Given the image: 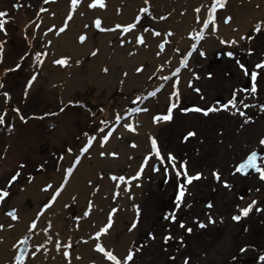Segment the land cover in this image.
I'll use <instances>...</instances> for the list:
<instances>
[{
	"label": "rangeland",
	"instance_id": "374dc122",
	"mask_svg": "<svg viewBox=\"0 0 264 264\" xmlns=\"http://www.w3.org/2000/svg\"><path fill=\"white\" fill-rule=\"evenodd\" d=\"M57 1L0 0V11L6 12L0 18L4 21L0 29V114L4 119L0 124V190L8 193L0 199V210L6 212L14 206L22 198L24 187L35 178L58 174L63 158L70 153L68 150H75L87 137L98 133L106 122V111L114 113L121 104L142 109L156 100L160 114L155 117L158 126L151 139L157 141L164 162L154 153L150 155L149 147L140 182L136 178L125 180L112 200L98 208H93L91 198L79 210L71 201L63 229L69 230L79 217L78 224L85 231L81 237L68 241V249L73 252L82 245V255L90 256L91 264H114L95 248L97 242L117 255L121 264L128 250L133 252L128 264H264L261 259L264 257V179L254 169L236 171V166L252 151L258 153V165L264 168V145L259 144L264 138V111L260 109L264 105V65L255 67L264 60V20L250 25L245 38L236 45L214 43L212 22L195 43L192 36L189 44L181 40L190 36L194 28L182 36L169 32L167 45L173 44L172 51L178 54L174 64L184 61L185 56L187 60L163 84L160 81L170 63L167 59L160 60L159 53L152 71L145 73L144 67L134 73L144 76L129 89L115 83L109 91L100 90L98 83L87 81L85 72V84L72 95H65L59 84L28 85L29 79L40 71L36 58L37 35L43 33L41 41L47 46L50 43L47 33L55 30L51 27L48 32H41L43 13ZM217 2L223 6L213 14L215 26L224 19L222 12L228 0ZM17 4L20 7H14ZM189 9L183 8L180 15L185 16ZM167 17H175L174 9L167 12ZM257 24L261 25L258 31ZM150 31L141 35L143 43H137L134 37L132 41H121L120 45L131 44L137 51L148 50L150 37L157 39L149 36ZM118 41L112 39L111 47L119 45ZM189 48L190 55L182 54ZM97 50L86 56L87 62ZM228 52L233 55L228 56ZM127 71L123 78L127 77ZM253 71L257 74L255 80L251 77ZM253 84L255 93L251 92ZM149 92L155 94L148 96ZM173 92H178V101ZM138 96L141 99L136 100ZM229 100H234L235 107L231 104L221 107ZM69 101L79 103L69 104ZM172 104L176 107L172 108L170 119L164 120ZM196 108L218 110L205 115ZM237 109L245 115L241 116ZM140 112L150 115L149 110ZM190 131L194 135L185 139ZM169 153L175 157V168L168 162ZM177 171L180 176L176 175ZM185 171L193 177L191 181L187 180ZM13 175L17 178L9 184ZM181 187L183 195L177 202ZM249 204V212L242 214L241 209ZM113 208L117 211L112 213L111 227L97 239L94 233L107 222ZM85 211L89 212L88 216H84ZM236 215H241L239 221L233 219ZM201 223L204 227H200ZM68 260L72 262V258Z\"/></svg>",
	"mask_w": 264,
	"mask_h": 264
},
{
	"label": "bare ground",
	"instance_id": "6f19581e",
	"mask_svg": "<svg viewBox=\"0 0 264 264\" xmlns=\"http://www.w3.org/2000/svg\"><path fill=\"white\" fill-rule=\"evenodd\" d=\"M91 2L92 0H80V3L73 8L71 0H59L43 13L41 32L51 27L55 30L51 34L47 33L46 37L50 41L47 46H43L41 41L44 37L43 33L37 35L36 54L42 53V55L37 61L40 71L31 86L42 82L59 84L65 95H72L85 84L87 79L88 82L98 83L100 90L109 91L115 83H121L123 88L129 89L144 76L143 73L134 74L137 68L145 67L144 71L148 73L159 59H167L170 64L162 75L160 82L163 84L178 73L177 68L180 70L183 66L181 62L174 64L178 54L175 55L172 51L173 44L171 47L167 45L168 33L174 31L182 36L191 28L197 29V32L203 31L202 20L207 18L208 10L212 7V0H148L147 4L144 0H104L103 8L98 5L88 7ZM216 3L219 5L217 0ZM144 7L149 9L148 13L141 11ZM189 7L188 14L181 16L183 8ZM173 9L175 17L166 18L167 12ZM197 9L199 11H196ZM216 9L221 7L218 6ZM69 13H71L70 17ZM223 13L224 19L220 25L215 26L212 41L217 44L222 40L235 41L225 44L236 45L243 40L241 37L245 36V30L250 25L264 20V0H228ZM136 17L139 19L137 20ZM97 18L102 22L101 28L105 30L95 27L94 21ZM128 23L135 24V27L128 31L129 33H123V27L116 28V25L123 26ZM147 30H151V33L153 31L160 33L156 37L149 32V36L157 39L150 37L148 50L138 48L137 51L131 44L120 45L121 41H132V38L146 34ZM81 34L86 36L83 42L79 40ZM190 37L181 40L189 44ZM112 39L119 40V45L114 44L111 47ZM191 40L194 43L196 41ZM158 41L159 44L164 42L163 50L159 44L153 43ZM95 48L99 49L98 53L87 62L86 56ZM190 50L191 48L182 54H187ZM158 55H160L159 59H157ZM61 58L67 60L65 65L54 62ZM125 71L128 75L123 78ZM85 72L88 73L86 79L83 76ZM155 102L142 105V109L149 110V116L140 111H131L137 108L136 106L127 107L124 104H121L114 113L110 110L106 111L104 118L107 123H103L101 127L103 132L98 131L90 136L95 139L88 151L81 154L80 150L90 137L63 158L58 174L35 178L24 187L25 191L21 192L23 199L20 198L6 212L0 210V225H3L0 227V264H15L18 254L23 255V264H91L90 256L82 255V245L73 252L68 249V241L72 237H81L85 231L84 226L78 224L79 217L71 223L69 230L63 229V219L68 213V205L72 201L79 210L91 198L93 208H98L103 202L112 200L125 180L132 181L136 178L138 182L141 181L135 173L144 171L147 162L144 158L148 157L147 150L151 147V135L158 126L154 117L160 114V105ZM116 115L121 116L119 124L115 121ZM152 119L154 120L151 121ZM125 123H131L134 130L123 127ZM109 132L111 135L108 141L101 143L102 135ZM101 152L105 154L101 156ZM110 153L117 155L113 156ZM77 156H80L78 162L75 159ZM73 165H75L73 171L70 174L66 173V170ZM141 165H143L142 170ZM112 176H124L125 180L113 181ZM60 184H64L63 189L55 201L49 204L52 194ZM46 185L49 187L46 188ZM30 189L33 192H29ZM45 204L49 206L45 208ZM13 209L17 219H12L8 215ZM33 220L36 221L35 228L32 227ZM20 240H24V243H18ZM41 245L43 247H40ZM65 250L68 251V256L63 255ZM33 252L36 253L35 256L31 255ZM68 257L72 258V262Z\"/></svg>",
	"mask_w": 264,
	"mask_h": 264
},
{
	"label": "snow or ice",
	"instance_id": "6c2138e0",
	"mask_svg": "<svg viewBox=\"0 0 264 264\" xmlns=\"http://www.w3.org/2000/svg\"><path fill=\"white\" fill-rule=\"evenodd\" d=\"M79 3H80V0H71V4H72L73 8H75ZM144 3L147 4V3H148V0H144ZM97 5H98L99 7H101V8H103V7L105 6V5H104V0H92L91 4H89L88 7H95V6H97ZM218 6H219V7H222L223 5H222V4H219V5H218V4L216 3V0H212V7L208 10V12H209L208 16H207V18H205V19L202 20V28H203V29H207V28H209L210 22H212V30H213V31L215 30V25H214V15H213V14H214V12H215V10H216V8H217ZM14 7H20V5L17 4V5H14ZM141 11L144 12V13H148V12H149V9H148L147 7H144V8L141 9ZM196 11H199V9H197ZM5 16H6V12H4V11H0V18L5 17ZM70 16H71V13H69V17H70ZM136 19L138 20L139 17H136ZM225 22H227V21H225ZM101 23H102V22H101V20H100L99 18H97V19L94 21L95 27H96L97 29L105 30V29H102V28H101ZM3 24H4V21H3L2 19H0V29H3ZM85 27H87V25H86ZM121 27H123V33H127L130 29H133V28L135 27V24H134V23H128V24L123 25V26H121V25H116V28H121ZM260 27H261V25H260V24H257V25H256V30H257V31L260 30ZM60 30L63 31V29H60ZM123 33H121V34H123ZM169 34H170V33H169ZM152 35H154V36H158V35H160V33H159V32H156V31H153V32H152ZM189 35L192 36L193 39H195V40H200V39L202 38V36H203V31L201 30L200 32H196V30H193V32H190ZM85 39H86V36H85V35L81 34V35L79 36V40H80L81 42H83ZM241 39H244V37H241ZM136 42H137V43H143V42H144V41H143V37H142V36H137V37H136ZM122 43H123V41H122ZM221 43H235V41H223V40H222ZM159 47L161 48V50H163V48H164V42H161V43L159 44ZM192 47H193V49H194V48L196 47V45L193 44ZM249 51H251V49H250ZM93 54H94V53H93ZM41 55H42V53H37V54H36V58L39 60V58L41 57ZM189 55H190V53H189ZM201 55H202V56L204 55V52H203V51H201ZM227 55L231 57V56L233 55V53H232V52H228ZM21 59H23V58H21ZM186 60H187V56L184 57V61H186ZM184 61H181V63H184ZM54 62L57 63V64H60V65H65V64L67 63V60H66L65 58H61V59L56 60V61H54ZM77 63H79V61H77ZM237 63L239 64V66L241 67V69H244V65H243V64H240L239 61H237ZM262 65H264V60H262L259 64L255 65V67H256V68H260ZM16 67H19V65H16ZM136 70H137V71H140L139 68H137ZM104 71H107V69H104ZM176 71L178 72V71H179V68H177ZM256 75H257V74H256L255 71H253V72L251 73V77H252L253 80L256 79ZM34 79H35V74L33 75V77H32L31 79H29V81H28V85H29V86L32 84V82H33ZM197 91H199V89H197ZM255 91H256V86H255V84H253V85H252V88H251V92H252V93H255ZM154 94H155L154 92H149L147 95H148V96H153ZM4 95H5V97H7V96H8V93H4ZM172 95L175 96V97H177V101H178V92H173ZM135 99H136V100H139V99H141V98L138 96V97H136ZM68 103H69V104L79 103V101H69ZM133 103H135V101H133ZM229 104H231V105H233V107H235L234 100H229L227 104H223V105H221V107H223V108H227ZM174 107H176V104H172L171 107H169V109H168V113H169V115H164V116H163V119H164V120H169V119H170V113H171V111H172V108H174ZM244 107L247 108L248 105L245 104ZM260 109H261V111H264V105H261V106H260ZM143 110H144V109H140V108H133V109H131V111H133V112H138V111H143ZM186 110H187V109H185V111H186ZM195 110H196V111H202L205 115H207L209 112L214 111V110H218V109H213V108L199 109V108H196ZM17 111H18V110H17ZM237 112H239V114H240L241 116L245 115V113L240 112L239 109H237ZM126 114H127V113H125V115H126ZM21 119L23 120L24 117H21ZM154 119H156V118L154 117ZM120 120H121V116H120V115H116V116H115V121H116L117 124H119ZM247 120L250 121V120H251V117H248ZM246 122H247V121H246ZM3 123H4L3 115L0 114V124H3ZM104 123H107V122H104ZM9 127H11V125H9ZM123 127L127 128V129L134 130V129H133V125H132L131 123H125V124L123 125ZM99 131L103 132V129H100ZM110 135H111V132H109L108 134L102 135L101 143L108 141ZM193 135H194V132H191V131H190V132L187 133L185 139H187V137H190V136H193ZM93 139H95V137H90V138H88L87 143H85L84 146H83V147L81 148V150H80V151H81V154H83L84 152L88 151L90 145L92 144ZM259 144H260V145H264V138H261V139L259 140ZM68 151L71 152L72 150L69 149ZM152 153L155 154L156 158L159 159L161 163L164 162V159H163V157H161L160 152H159V150H158V147H157V141H156L154 138L151 139V152H150L149 154L151 155ZM104 154H105L104 152H101V153H100L101 156H103ZM110 155L115 156V155H117V154H116V153H110ZM257 158H258V153H257L256 151H252L251 153H249V154L247 155V157H246L241 163H239V164L236 166V171H237V172H240V173H244V172H246L248 169H254V170H256V171L260 174V177H261L262 179H264V168H261V167L258 165ZM75 159H76V161L78 162L79 159H80V156H77ZM144 159H145V161H147L148 157L146 156ZM167 159H168V162L172 164L173 168H175V163H174V161H175V157H173V156L171 155V153H169ZM74 167H75V165H73L72 167H69V168L66 170V173L70 174V173L73 171ZM183 167H184V165H183V163H182V164H181V168H183ZM140 168H141V170H142V169H143V165H141ZM165 171H167V169H165ZM17 175H18V173H17ZM17 175H13V176L11 177V179L8 181V183L11 184L13 181H15L16 178H17ZM140 175H141V171H137V172L135 173V176H136V177H139ZM176 175H177V176H180L181 173H180L179 171H177V172H176ZM185 175L187 176L186 171H185ZM213 175L216 176L217 179H219V175H218L217 173H213ZM199 176H200V174L197 173V178H198ZM65 179H67V176H65ZM111 179H112L113 181H116V180L124 181V180H125V177H124V176H119V177H117V176H112ZM192 179H193V177H191V176H187V180H188V181H191ZM225 185L228 186V185H227V182H225ZM45 187L47 188V187H49V186L46 185ZM63 187H64V184H60L59 187L56 188L55 192H54V193L52 194V196H51V200L49 201V204H50L52 201H55L56 197L59 195V193H60V191L63 189ZM183 191H184V190H183V187H181V188H180V191H179V192L177 193V195H176V200H177V202H179V201L181 200V197H182V195H183ZM7 195H8V193H7L6 191L0 190V199H2L3 197H5V196H7ZM253 203H255V202L253 201ZM48 206H49L48 204H45V205H44L45 208H47ZM89 207H90V206H89ZM177 207H179V203L177 204ZM209 207H211V205H209ZM250 208H251V204H249L248 206L242 208V209H241V213L244 214V215H246V214L249 212ZM116 211H117V209H116V208H113V209L111 210V213H109V215H108V217H107V222H106L102 227L99 228V231H97V232L94 233V235H95V237H96L97 239H99L100 236H101V234H102V233H106V232L108 231V229L111 227V225H112V223H113V221H112V213H115ZM8 215H9L12 219H17L16 214H15V209H13L12 211H10V212L8 213ZM88 215H89V212H88V211H85V212H84V216H88ZM173 219H174V217H173ZM233 219L239 221V220L241 219V215H236V216L233 217ZM209 220H210V222H211V217H209ZM31 223H32V227L35 228V226H36V221L33 220ZM9 226H10V225H9ZM181 226H183V224H181ZM0 227H3V225H0ZM132 227L134 228V227H135V224H133ZM200 227H204V224L201 223V224H200ZM45 231H46V230H45ZM187 231L190 232L191 229H187ZM149 236H152V234L149 233ZM165 239H168V237H165ZM18 243L23 244V243H24V240H20V241H18ZM40 247H43V246L41 245ZM95 248H96L100 253H103V254H104V257H106L107 260L114 262V264H121V260L118 259L117 255H114L113 252H112L111 250H106V248H105L104 246H102L101 243H99V242L95 243ZM37 251H39V248L37 249ZM35 254H36L35 252L31 253V255H33V256H35ZM63 255H64V256H68V255H69L68 251L65 250V251L63 252ZM132 257H133V252H132V250H128L127 255H126V256L124 257V259H123V264H128V262L132 259ZM261 259L264 260V257H261ZM23 261H24V257H23V255H22V254H18V255L16 256L15 264H23Z\"/></svg>",
	"mask_w": 264,
	"mask_h": 264
},
{
	"label": "flooded vegetation",
	"instance_id": "af4514ba",
	"mask_svg": "<svg viewBox=\"0 0 264 264\" xmlns=\"http://www.w3.org/2000/svg\"><path fill=\"white\" fill-rule=\"evenodd\" d=\"M264 229V225H263V228H262V230ZM263 240H264V238H263Z\"/></svg>",
	"mask_w": 264,
	"mask_h": 264
}]
</instances>
